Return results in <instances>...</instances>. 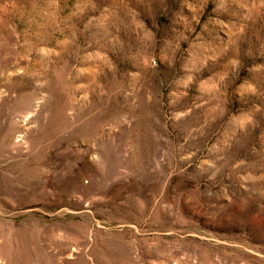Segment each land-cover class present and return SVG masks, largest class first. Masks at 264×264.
<instances>
[{
    "label": "rangeland",
    "instance_id": "rangeland-1",
    "mask_svg": "<svg viewBox=\"0 0 264 264\" xmlns=\"http://www.w3.org/2000/svg\"><path fill=\"white\" fill-rule=\"evenodd\" d=\"M0 264H264V0H0Z\"/></svg>",
    "mask_w": 264,
    "mask_h": 264
}]
</instances>
